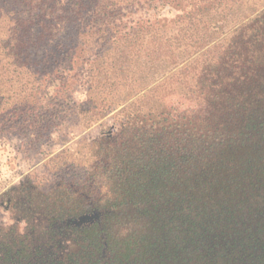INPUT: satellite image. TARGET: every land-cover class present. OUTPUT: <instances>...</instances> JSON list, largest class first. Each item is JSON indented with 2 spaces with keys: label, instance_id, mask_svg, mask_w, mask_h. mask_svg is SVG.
<instances>
[{
  "label": "trees",
  "instance_id": "16d2710c",
  "mask_svg": "<svg viewBox=\"0 0 264 264\" xmlns=\"http://www.w3.org/2000/svg\"><path fill=\"white\" fill-rule=\"evenodd\" d=\"M0 59L14 126L84 134L0 264H264V0H0Z\"/></svg>",
  "mask_w": 264,
  "mask_h": 264
},
{
  "label": "rangeland",
  "instance_id": "374dc122",
  "mask_svg": "<svg viewBox=\"0 0 264 264\" xmlns=\"http://www.w3.org/2000/svg\"><path fill=\"white\" fill-rule=\"evenodd\" d=\"M162 14L165 17L174 16V13L168 10H163ZM5 63L0 59V83L3 84L0 87L2 90L0 100L7 99L4 101L7 102L6 105L4 104L7 109L4 112L0 111V222L4 224L9 222L5 211L10 205L8 191L19 186L29 173L41 171L49 158L74 147V144L84 135L82 130L78 129L77 122L74 121L67 126L60 127V131L52 130V134L48 132L44 136L41 134L42 130L40 131L36 126L38 122H33L31 128L20 129L14 126V123H18L24 115L15 113L11 101L8 100L10 84L7 76L3 75ZM75 98L81 100L84 95L79 92L75 94ZM25 119L30 124L29 118L25 117ZM66 127L70 130L69 134L64 133ZM101 130V127L94 126L88 132L96 136Z\"/></svg>",
  "mask_w": 264,
  "mask_h": 264
}]
</instances>
